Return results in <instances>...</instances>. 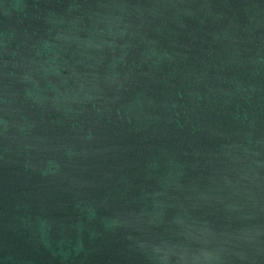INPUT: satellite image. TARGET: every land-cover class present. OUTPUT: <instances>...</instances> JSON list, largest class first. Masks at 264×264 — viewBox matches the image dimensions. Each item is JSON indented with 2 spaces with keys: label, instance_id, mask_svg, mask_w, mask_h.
I'll return each instance as SVG.
<instances>
[{
  "label": "water",
  "instance_id": "obj_1",
  "mask_svg": "<svg viewBox=\"0 0 264 264\" xmlns=\"http://www.w3.org/2000/svg\"><path fill=\"white\" fill-rule=\"evenodd\" d=\"M0 264H264V0H0Z\"/></svg>",
  "mask_w": 264,
  "mask_h": 264
}]
</instances>
